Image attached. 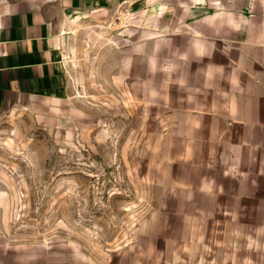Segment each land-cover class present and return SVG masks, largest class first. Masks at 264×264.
<instances>
[{
    "label": "rangeland",
    "instance_id": "1",
    "mask_svg": "<svg viewBox=\"0 0 264 264\" xmlns=\"http://www.w3.org/2000/svg\"><path fill=\"white\" fill-rule=\"evenodd\" d=\"M158 7L127 3L77 19L63 48L64 91L32 103L0 97V264L210 257L186 242L196 237L176 215L183 205L161 202L165 108L152 102L167 61L145 22L141 42L133 37L138 13L155 18Z\"/></svg>",
    "mask_w": 264,
    "mask_h": 264
},
{
    "label": "crops",
    "instance_id": "2",
    "mask_svg": "<svg viewBox=\"0 0 264 264\" xmlns=\"http://www.w3.org/2000/svg\"><path fill=\"white\" fill-rule=\"evenodd\" d=\"M144 1L160 12L133 37L145 22L167 61L161 202L183 205L201 264H264V0H0V97L57 98L77 19Z\"/></svg>",
    "mask_w": 264,
    "mask_h": 264
}]
</instances>
